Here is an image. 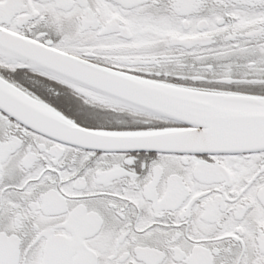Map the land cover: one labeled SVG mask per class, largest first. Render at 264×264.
<instances>
[{"label":"snow or ice","instance_id":"obj_1","mask_svg":"<svg viewBox=\"0 0 264 264\" xmlns=\"http://www.w3.org/2000/svg\"><path fill=\"white\" fill-rule=\"evenodd\" d=\"M0 264H264V0H0Z\"/></svg>","mask_w":264,"mask_h":264}]
</instances>
